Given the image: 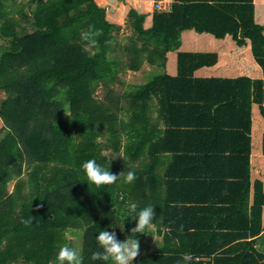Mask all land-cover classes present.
<instances>
[{
  "label": "trees",
  "instance_id": "16d2710c",
  "mask_svg": "<svg viewBox=\"0 0 264 264\" xmlns=\"http://www.w3.org/2000/svg\"><path fill=\"white\" fill-rule=\"evenodd\" d=\"M155 1L0 0V264H58L67 231L79 228L82 264H112L91 260L103 251L97 235L105 229L116 231L120 241L131 235L138 218H128V205L143 207L141 174L126 162L160 157L151 149L156 126L150 129L148 115L152 96L165 88L153 77L117 91L114 85L127 69L160 55L162 81L177 79L167 73L174 57L179 63L233 60L264 70V22L255 19L264 15V8H256L264 0H174L169 10L155 9ZM125 21L132 34L121 44L116 31ZM202 32L220 38L218 44L183 37ZM99 87L103 93L96 96ZM89 159L113 174L136 172V178L131 184L122 178L113 186L89 185L82 169ZM254 255L231 258L230 264ZM155 256L139 255L133 264H150Z\"/></svg>",
  "mask_w": 264,
  "mask_h": 264
},
{
  "label": "crops",
  "instance_id": "0c3cea01",
  "mask_svg": "<svg viewBox=\"0 0 264 264\" xmlns=\"http://www.w3.org/2000/svg\"><path fill=\"white\" fill-rule=\"evenodd\" d=\"M255 19L264 22V15ZM183 37L220 40L209 32ZM172 59L167 73L177 79H160L166 68L154 55L114 85L127 91L157 77L165 88L152 96L148 115L150 129L156 126L151 149L160 157L126 162L141 174L142 208L156 213L150 234L138 238L139 255L156 253L150 264H230L252 252L253 260L236 264H264V70L233 60ZM184 70L189 75L181 79ZM184 254L191 259L183 261Z\"/></svg>",
  "mask_w": 264,
  "mask_h": 264
},
{
  "label": "clouds",
  "instance_id": "9594fccd",
  "mask_svg": "<svg viewBox=\"0 0 264 264\" xmlns=\"http://www.w3.org/2000/svg\"><path fill=\"white\" fill-rule=\"evenodd\" d=\"M107 164V163H105ZM82 169L86 174V181L90 185H95L97 188L103 186L117 185V182L122 178L125 183L131 184L135 180V173L125 171L113 174L108 168L97 163L95 159H89L82 164ZM155 208L146 206L139 211L137 204L131 203L128 205V218L137 220L135 227L130 229L131 235L124 241H120L116 231L102 230L97 235L96 239L102 252H94L91 256L93 261H113V264H133V261L138 257L140 251V243L137 238L138 234H146V230L150 234L153 228V220L155 217ZM30 221H23L27 225ZM120 230H124V225H118ZM111 227V226H110ZM116 227V226H115ZM115 227H112L115 229ZM58 264H82V257L78 250L74 247H69L64 244L60 247L57 255ZM191 259L189 254H184L182 260L187 262Z\"/></svg>",
  "mask_w": 264,
  "mask_h": 264
},
{
  "label": "rangeland",
  "instance_id": "374dc122",
  "mask_svg": "<svg viewBox=\"0 0 264 264\" xmlns=\"http://www.w3.org/2000/svg\"><path fill=\"white\" fill-rule=\"evenodd\" d=\"M29 0H18V2H27ZM20 16V13H16ZM132 34V28L130 26V24L125 21L122 26L120 27L119 31H116V37H117V41L119 43H125L128 42L129 36ZM127 39V40H126ZM0 42H2V40H0ZM87 48L90 51H94V48L92 46H87ZM123 54V53H122ZM125 59H128V56H125ZM118 88V89H117ZM116 90L120 91L122 90L123 86H119L117 87ZM102 88L99 87L98 90H96V96H100L102 95ZM70 112V109L68 106H66L63 110V113L65 115H67ZM3 122L0 121V128L2 127ZM1 132V130H0ZM2 135V134H0ZM3 136V135H2ZM105 154H107L108 156H110L111 151H105ZM14 180H11L8 184V189L12 190L13 185H14ZM67 235V245L69 247H74L78 250L79 254L82 257V245H83V238H84V229L83 228H79V229H69L66 233ZM111 263H113V261H111ZM15 264H19V263H15Z\"/></svg>",
  "mask_w": 264,
  "mask_h": 264
},
{
  "label": "built area",
  "instance_id": "2783aa9c",
  "mask_svg": "<svg viewBox=\"0 0 264 264\" xmlns=\"http://www.w3.org/2000/svg\"><path fill=\"white\" fill-rule=\"evenodd\" d=\"M154 8L157 10H169L171 8V0H157L154 2ZM209 264V263H201Z\"/></svg>",
  "mask_w": 264,
  "mask_h": 264
}]
</instances>
